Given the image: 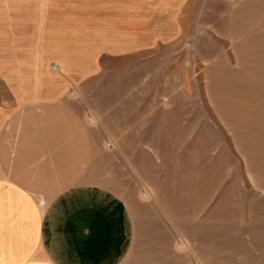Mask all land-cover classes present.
<instances>
[{
    "label": "rangeland",
    "instance_id": "rangeland-1",
    "mask_svg": "<svg viewBox=\"0 0 264 264\" xmlns=\"http://www.w3.org/2000/svg\"><path fill=\"white\" fill-rule=\"evenodd\" d=\"M61 34L0 40V140L1 120L45 119V105L70 99L100 127L103 169L90 176L132 208L137 264H264V106L238 104L260 121L224 118L227 103L237 115V42L222 31L152 47L124 32Z\"/></svg>",
    "mask_w": 264,
    "mask_h": 264
},
{
    "label": "crops",
    "instance_id": "crops-1",
    "mask_svg": "<svg viewBox=\"0 0 264 264\" xmlns=\"http://www.w3.org/2000/svg\"><path fill=\"white\" fill-rule=\"evenodd\" d=\"M0 1L4 47L31 46L14 42L36 41L39 32H62L61 38L65 32V41L70 32H124L137 41L132 46L152 47L182 41L184 33L222 31L241 48L243 63L236 119L228 103L224 118L238 123L243 111L256 120L239 105L252 99L264 106V84L257 82L264 73L255 68L264 65V15L253 0ZM249 26L256 34L244 39ZM243 39L247 43H239ZM85 40L83 34L67 46ZM69 101L45 105V119L1 120L0 264H137L132 208L90 176L103 169L100 127L71 110Z\"/></svg>",
    "mask_w": 264,
    "mask_h": 264
}]
</instances>
